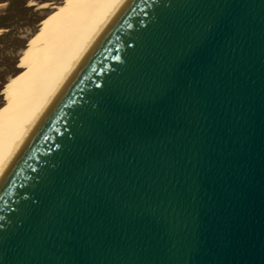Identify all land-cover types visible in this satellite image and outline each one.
<instances>
[{
    "label": "water",
    "instance_id": "95a60500",
    "mask_svg": "<svg viewBox=\"0 0 264 264\" xmlns=\"http://www.w3.org/2000/svg\"><path fill=\"white\" fill-rule=\"evenodd\" d=\"M0 264H264V0H128L0 179Z\"/></svg>",
    "mask_w": 264,
    "mask_h": 264
},
{
    "label": "bare ground",
    "instance_id": "6f19581e",
    "mask_svg": "<svg viewBox=\"0 0 264 264\" xmlns=\"http://www.w3.org/2000/svg\"><path fill=\"white\" fill-rule=\"evenodd\" d=\"M127 1L27 0L29 9L22 12L8 0L0 2V8L6 7L0 15V37L7 42H0V179Z\"/></svg>",
    "mask_w": 264,
    "mask_h": 264
},
{
    "label": "rangeland",
    "instance_id": "374dc122",
    "mask_svg": "<svg viewBox=\"0 0 264 264\" xmlns=\"http://www.w3.org/2000/svg\"><path fill=\"white\" fill-rule=\"evenodd\" d=\"M2 1H5V0H0V2H2ZM8 1L12 2L13 6L15 7V9L18 10V11L22 12L23 10L27 11L29 9L28 7L25 6L27 0H8ZM23 5H24V9L21 8V6L23 7ZM5 12H6V7H1L0 8V15L5 14ZM22 14L24 15L25 13L23 12ZM2 25L6 26L5 23H3ZM15 26H16L15 24L14 25H10L9 28L12 29ZM0 42H3L4 44L7 43V42L3 41L2 37H0Z\"/></svg>",
    "mask_w": 264,
    "mask_h": 264
}]
</instances>
